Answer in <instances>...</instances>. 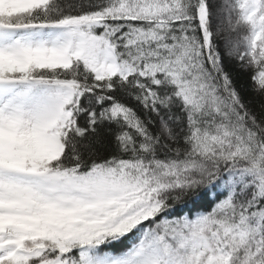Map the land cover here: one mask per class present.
<instances>
[{"label":"snow or ice","instance_id":"6c2138e0","mask_svg":"<svg viewBox=\"0 0 264 264\" xmlns=\"http://www.w3.org/2000/svg\"><path fill=\"white\" fill-rule=\"evenodd\" d=\"M0 264H264V0H0Z\"/></svg>","mask_w":264,"mask_h":264}]
</instances>
